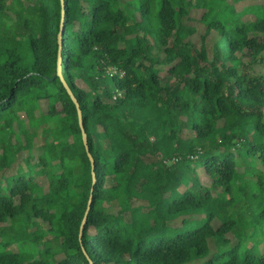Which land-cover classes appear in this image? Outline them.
<instances>
[{"label":"trees","instance_id":"obj_1","mask_svg":"<svg viewBox=\"0 0 264 264\" xmlns=\"http://www.w3.org/2000/svg\"><path fill=\"white\" fill-rule=\"evenodd\" d=\"M241 1L0 0V264H264V0Z\"/></svg>","mask_w":264,"mask_h":264},{"label":"water","instance_id":"obj_2","mask_svg":"<svg viewBox=\"0 0 264 264\" xmlns=\"http://www.w3.org/2000/svg\"><path fill=\"white\" fill-rule=\"evenodd\" d=\"M62 5H63V9H62V16H63L62 17V21H63L64 18H65V8H64L65 5H64V0H62ZM59 40H60V43H61L62 42V30L59 33ZM61 47H62V45H61ZM61 47H60V52H59L58 73L61 76L62 80L64 81L65 86L67 87L70 95L72 96V98L74 99V101H75V103L77 105L78 113H79V120H80L81 127H82V130H83L84 142L86 144L88 154H89L91 160L94 162V157H93L92 153L89 150L88 137H87V133H86V130H85V127H84V124H83V113H82V109L80 107V104H79V101H78L77 97L75 96L73 90L71 89V87L69 86V84L67 83V81L65 80V77H64V74H63ZM93 175H94V180H96V172H95V170H93ZM92 199H93V195H91V197L89 199L88 207H87V210L85 212V216H84L83 221H82V224H81V232L83 231V228H84V226L86 224V221H87V218H88V214H89V211H90V208H91ZM91 264H94V263L91 261Z\"/></svg>","mask_w":264,"mask_h":264},{"label":"rangeland","instance_id":"obj_3","mask_svg":"<svg viewBox=\"0 0 264 264\" xmlns=\"http://www.w3.org/2000/svg\"><path fill=\"white\" fill-rule=\"evenodd\" d=\"M261 1L262 0H253V1L252 0H244V1H241V2H238L237 3V8H238V10H242L245 6H247L251 2L257 3V2H261ZM192 14L195 17V20L192 21L193 24H195L196 26H198V28L200 30L201 29H204V26L201 24V22L199 20L200 19V16H201V12L195 10ZM252 17H253V15H251V14H246L245 15V18H252ZM194 40L195 41H198L199 40L197 34L194 35ZM201 174L203 175V172L202 171H201Z\"/></svg>","mask_w":264,"mask_h":264}]
</instances>
